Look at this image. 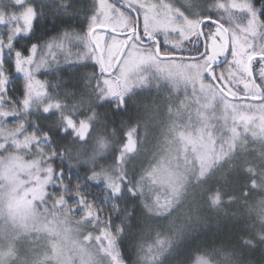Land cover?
<instances>
[{
  "label": "trees",
  "instance_id": "16d2710c",
  "mask_svg": "<svg viewBox=\"0 0 264 264\" xmlns=\"http://www.w3.org/2000/svg\"><path fill=\"white\" fill-rule=\"evenodd\" d=\"M255 2L259 4L260 0ZM58 4H67L68 8H58ZM96 5L97 0H27L24 7H36V38L46 42L64 30L82 31L83 23L97 10ZM71 59L75 60V55ZM59 63V72L55 64L47 72L42 70L40 78L47 81V95L31 98L27 106L21 103L24 77L7 67L3 69L11 74L15 88L11 93L13 102L6 100L0 106L10 114L0 122V129L22 128L23 134L35 133L42 140L26 150L27 160L33 164L19 169L14 181L18 185L9 196L13 202L24 197L32 187L50 181L46 203L56 209L63 202L62 208L78 210V215H72L77 220L91 219L81 222L87 226L85 232L93 229L92 222L95 231H109L124 264H147L148 249L157 241H162L164 247L160 253H154L156 262L152 264H194L199 258L224 264L222 258L229 255H232L231 264H264V150L261 146L256 156L259 163L246 162L243 170L228 178V182L226 178L221 183L211 178L193 182L168 212L164 213V209L155 212L154 194L167 195L169 189L166 193L150 190L153 185L147 179L166 144V141L162 143L160 133L164 126L160 127V122L150 119V115L157 113L160 106L167 107L164 99L158 98L153 89L147 91L151 83L144 78L145 84L125 93L121 107V103L107 96L102 85L104 77H98L91 65L71 72L70 66H64L63 56ZM48 106L50 110L45 113L44 108ZM83 120L86 122L84 137L75 128ZM129 134L136 137L137 146L133 152L126 153ZM61 170L62 180L58 179ZM216 196L219 201H215ZM236 199L240 204L228 209L227 203ZM222 200L227 202H222L227 209L214 220L212 211ZM196 204L199 206L192 210ZM4 217L1 209L0 224ZM175 241L177 249L170 248ZM19 243L26 246L25 241ZM37 255L31 252L26 258L18 256V261L12 259V262L21 264L28 259L35 263L39 261Z\"/></svg>",
  "mask_w": 264,
  "mask_h": 264
},
{
  "label": "rangeland",
  "instance_id": "374dc122",
  "mask_svg": "<svg viewBox=\"0 0 264 264\" xmlns=\"http://www.w3.org/2000/svg\"><path fill=\"white\" fill-rule=\"evenodd\" d=\"M99 1L106 16L109 2ZM177 1L182 3V0ZM26 2L27 0H0V35L6 34L14 26V17L30 11L29 7H24ZM199 2L204 3L205 0ZM141 73L145 75L140 76ZM144 78L153 85H147V91H156V96L164 99L163 104L167 106H160L157 113L150 115V119L160 122V127L164 126L160 133L162 143L166 141V144L157 164L148 172L147 179L153 185L150 190L166 193L167 188L169 189L167 195L154 194L153 211L164 209V213L168 212L193 182L199 183L201 179L207 178L216 183H221L226 178L228 182V178L243 170L246 162H260L256 161V156L258 146L264 150V100L260 103L234 101L228 107L199 106L191 101L190 93L174 84L163 66L145 68L131 76L117 73L114 79L107 82L102 78V85L107 96L120 104L125 93L132 90V87L145 84ZM38 97L42 96H36L34 90L32 99ZM9 117L7 111L0 109V122ZM75 128L79 135H86L84 120ZM40 141L42 140L35 133L23 134L22 128L0 129V211L2 209L5 214V219L0 224V264H20L12 262V259L18 261V256L24 259L31 252L38 254L39 261L34 263L26 259L21 264H124L116 241L109 231H95V223L92 222L93 229L85 232V223L91 219L77 220L72 215H78V210L62 208L65 206L63 202H59L61 207L56 209L46 203L50 181L32 187L33 191L30 190L18 201L13 202L9 198L13 188L18 185L14 181L19 169L29 168L33 164L27 160L26 150ZM136 146V137L129 134L125 152H133ZM23 150L25 151L22 152ZM218 197L216 196L215 201H219ZM238 200L231 203L222 200L220 206L214 207L212 218L215 220L227 208L237 207L240 204ZM222 202L227 203L228 207L224 208ZM197 206L199 205H194L192 210ZM198 213L200 211L195 215L198 216ZM19 241H25L26 246L22 247L18 244ZM41 244L44 248H39ZM163 247L162 241L149 247L147 264L156 262L154 253H160ZM177 247L176 241L170 246L173 249ZM150 254L153 256L149 257ZM231 257L232 255L222 258V262L231 264ZM246 257L249 258L248 255ZM194 264L212 263L199 258Z\"/></svg>",
  "mask_w": 264,
  "mask_h": 264
},
{
  "label": "snow or ice",
  "instance_id": "6c2138e0",
  "mask_svg": "<svg viewBox=\"0 0 264 264\" xmlns=\"http://www.w3.org/2000/svg\"><path fill=\"white\" fill-rule=\"evenodd\" d=\"M180 5L175 0H109L105 16L97 0L82 31L64 30L46 42L36 38L38 12L29 6L0 35V104L13 102L15 88L4 67L24 77L21 103L27 106L34 90L36 96L47 95L42 70L55 64L59 72L61 56L71 72L91 65L105 82L117 73L131 76L163 66L174 84L203 107L264 99V0H182Z\"/></svg>",
  "mask_w": 264,
  "mask_h": 264
},
{
  "label": "bare ground",
  "instance_id": "6f19581e",
  "mask_svg": "<svg viewBox=\"0 0 264 264\" xmlns=\"http://www.w3.org/2000/svg\"><path fill=\"white\" fill-rule=\"evenodd\" d=\"M254 99H257V98H254ZM264 99H261L260 101H256V100H252L251 98H240V101H248V102H252V103H255L256 102H261L263 101Z\"/></svg>",
  "mask_w": 264,
  "mask_h": 264
},
{
  "label": "flooded vegetation",
  "instance_id": "af4514ba",
  "mask_svg": "<svg viewBox=\"0 0 264 264\" xmlns=\"http://www.w3.org/2000/svg\"><path fill=\"white\" fill-rule=\"evenodd\" d=\"M243 91H244V90L241 89V93H243ZM236 101H240V99H237ZM261 102H263V101H261ZM255 103H260V102H256V101H255Z\"/></svg>",
  "mask_w": 264,
  "mask_h": 264
},
{
  "label": "water",
  "instance_id": "95a60500",
  "mask_svg": "<svg viewBox=\"0 0 264 264\" xmlns=\"http://www.w3.org/2000/svg\"><path fill=\"white\" fill-rule=\"evenodd\" d=\"M252 100H256V101H260L261 99H254V98H251Z\"/></svg>",
  "mask_w": 264,
  "mask_h": 264
}]
</instances>
